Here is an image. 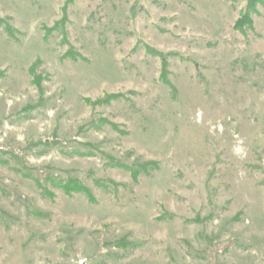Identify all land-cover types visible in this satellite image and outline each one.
I'll list each match as a JSON object with an SVG mask.
<instances>
[{"label": "rangeland", "instance_id": "rangeland-1", "mask_svg": "<svg viewBox=\"0 0 264 264\" xmlns=\"http://www.w3.org/2000/svg\"><path fill=\"white\" fill-rule=\"evenodd\" d=\"M250 2L0 0V264H264Z\"/></svg>", "mask_w": 264, "mask_h": 264}, {"label": "trees", "instance_id": "trees-1", "mask_svg": "<svg viewBox=\"0 0 264 264\" xmlns=\"http://www.w3.org/2000/svg\"><path fill=\"white\" fill-rule=\"evenodd\" d=\"M249 6L251 7V9H249V11H254V2L253 0H251V2L249 3ZM63 16L65 15V9L63 10ZM66 18L65 16L63 17V19L60 22H57L56 24H53L54 27L50 28V29H45V39L47 37H49L50 33H52L55 30H61L64 33V22H65ZM1 25V24H0ZM60 25V26H59ZM251 25V20L249 19V14H245L244 16H242V18H240L237 23L235 24V28L237 30H243V27L245 26H250ZM59 26V28H58ZM5 32L7 33L8 36H11V30L10 28H8V26L5 27ZM65 34V33H64ZM63 34V35H64ZM152 52V51H151ZM154 55H158L157 52H152ZM68 55V54H67ZM165 84L169 86L168 82L166 80H164ZM141 166H138V168ZM148 169L150 171V167H146V166H142L139 170H131V178L136 179V177L138 176L137 174H148ZM137 175V176H136ZM62 189L64 191L65 194H71V193H80V194H84L87 198H89V200H91V195L90 193L85 190L84 188H82V186L76 182V181H72V180H68L63 186Z\"/></svg>", "mask_w": 264, "mask_h": 264}]
</instances>
